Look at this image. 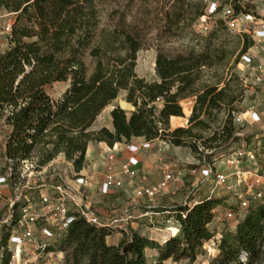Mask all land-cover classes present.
<instances>
[{
    "label": "trees",
    "instance_id": "16d2710c",
    "mask_svg": "<svg viewBox=\"0 0 264 264\" xmlns=\"http://www.w3.org/2000/svg\"><path fill=\"white\" fill-rule=\"evenodd\" d=\"M0 9L15 13L8 48L0 53V133L7 169L15 171L32 159L40 169L63 155L80 172L92 143L113 148L165 136L172 119L185 117L181 103L187 99H196L190 127L170 134L178 146L203 140L194 133L210 128L202 114L230 116L235 110L239 97L223 75H216L215 84L203 80L206 70L218 73L233 54L232 35L222 21L207 35L195 29L205 14L204 0H0ZM153 42L158 81L149 82L135 69L139 52ZM174 43L178 47L170 49ZM250 45L244 43L241 54ZM56 83H69L58 100L48 92ZM122 91L135 110L117 107L111 112L113 130H92ZM229 122L203 143L227 145L234 132ZM220 203L204 199L191 207L155 209L180 222L179 233L164 243L138 225L113 244L107 241L110 229L78 218L58 249L66 251V264H148L147 250L156 252V264L194 260L213 237L208 225ZM263 248L264 201L248 210L235 233L223 236L220 254L210 264H243V254L254 264Z\"/></svg>",
    "mask_w": 264,
    "mask_h": 264
},
{
    "label": "built area",
    "instance_id": "2783aa9c",
    "mask_svg": "<svg viewBox=\"0 0 264 264\" xmlns=\"http://www.w3.org/2000/svg\"><path fill=\"white\" fill-rule=\"evenodd\" d=\"M204 1L206 9L198 21L200 27L208 29L209 26L205 27L204 24L216 19L222 21L232 34L243 40L251 39L250 47L241 54L239 62L252 77L250 83L244 81V86L253 92L264 88V0L252 2L255 10L248 9L245 0ZM11 16H15V13L0 9V18ZM12 25V21L8 22L1 34L8 38ZM256 99L264 101L259 95ZM156 105L162 108L163 101L159 99ZM232 126V139L220 148L217 143L205 145L204 139L178 146L170 136L176 130L172 128L165 131V136L155 140L136 145L130 143L128 150L131 156L120 163L119 170L114 169L117 144L113 148L107 146L99 155V165L104 170L102 183L86 174L85 167L77 172L71 161L67 162L72 168L73 184L55 182L52 175L47 178L57 159L63 157L66 161L63 155L40 169L37 159L22 161L20 167H31L27 176L20 174L16 177L17 174L14 175L15 171L10 168L8 180L12 182V192L6 199L7 212L0 220V264L6 261L8 264H66V251L58 247L78 218H84L97 228L110 229L111 235L107 241L112 243L115 237H123L126 226H138L141 220L170 215L168 223L172 226L167 228L164 243L169 235L179 233L180 222L169 211L156 212L155 209L160 208L158 201L162 198L177 195L182 196L178 204L189 207L204 199L221 201L213 210V220L208 225L213 237L203 245L211 258H217L216 253L220 254L224 235L223 229L215 225L227 222L232 229H237L248 210L264 201V112L256 105L234 112ZM189 127L188 121L181 128ZM222 130L223 127L218 129L219 132ZM182 148L190 152V157L183 161L177 159V153ZM143 149L166 155V161L161 165L163 176L157 183L150 184L139 167L137 154ZM169 153L171 157L167 156ZM123 176L138 180V184L130 191ZM87 185H95L98 193L107 197H118L124 191L129 194L133 208H126L120 213L119 210L111 211L110 214L114 216H103L99 209L94 208V197L87 195L90 188ZM30 248L33 250L30 251Z\"/></svg>",
    "mask_w": 264,
    "mask_h": 264
},
{
    "label": "rangeland",
    "instance_id": "374dc122",
    "mask_svg": "<svg viewBox=\"0 0 264 264\" xmlns=\"http://www.w3.org/2000/svg\"><path fill=\"white\" fill-rule=\"evenodd\" d=\"M245 5L248 9L255 10L254 5H252V2L254 0H245ZM257 4L260 5L259 2ZM261 6V5H260ZM14 16L8 17V18H0V53H3L7 48H8V38L6 35H2L1 32L4 28V26L8 22H13ZM220 20L216 19H211L208 20V24H204L205 27L209 26L208 29L206 28H201L199 22L196 23L195 29L197 32H199L202 35H207L209 31L217 27V24L219 23ZM216 22V23H215ZM229 35H232V39L230 42L229 50L233 52L231 55L229 62L226 67L223 69H219L218 73H215V70H206L205 75L203 80L209 82L210 84H215L217 83L218 77L216 75H223V78L226 80V83L229 82L230 87L232 88V93L233 95H237L239 97L238 101L235 102L233 105L234 111L230 113V116L227 112H223L221 114H217L216 112H213L209 117H206L205 114H202L201 119L206 120L209 123V129H203V130H195V134L198 137H202L205 141H208L207 139L212 136V134L219 129L220 127H223L224 125H230V120L233 118L234 112H238L241 110H246L249 107L256 105L260 108L261 111L264 112V101L259 102L257 101L256 97L257 95L261 96L262 98L264 97V88H258L256 89V92H253L254 90H249L247 89L244 85V81H252V77L248 75L247 72L243 70V67L240 66V63H236V59L238 56L241 54L243 47H244V42L247 44H251V39L245 38L244 40L236 35L230 33ZM155 38L156 35H153ZM154 46L152 48H145L144 50L140 51L138 54V60H137V66H136V73L140 78H144L149 82L153 81H158V77L156 75L155 71V66H156V58H157V43L153 42ZM170 49L178 47V44L174 43L168 46ZM240 62V61H239ZM238 77L240 80V84H238ZM249 85V84H247ZM224 86V83L220 84V88ZM69 87V83H56L53 86L48 88L49 94L55 99L58 100L61 98L63 93L67 90ZM126 96L127 93L125 91H122L118 97L117 100H115L113 103H111L106 110L103 112V114L100 116L98 121L94 124L92 127V130L98 131L102 128V126H110V114L111 111L117 107L124 109L127 112H132L135 110L134 106L126 101ZM192 102V103H191ZM196 104V99L191 98L187 99L185 101H182L181 105L183 107V112L184 115L186 116L189 114L190 111L194 110V106ZM160 109V107H158ZM191 113V115H192ZM184 123L183 120H179L177 124ZM113 128V127H111ZM112 130V129H110ZM4 142H5V134L0 133V220L5 216L7 212V206H6V199L9 196V194L12 192V182L9 181L8 175L11 173L9 169H7V163L5 158L3 157V152H4ZM97 144V143H94ZM177 159H180L181 161L185 160L186 158L190 157V152L186 148H182L180 151L177 153ZM169 157L170 153L167 155ZM87 162L85 164V169L87 170ZM70 171H72V168L68 165L67 160L63 157L60 159H57V162L54 166L53 169H50L49 172L47 173V178L52 175L55 176V182L59 181L61 183H71L72 176L70 174ZM31 172V167H18L15 169V172H13L14 175L20 176L22 175H29ZM101 172V171H100ZM51 173V174H50ZM48 181V179L46 180ZM50 181H48L49 183ZM103 180L99 183H102ZM39 183V182H37ZM73 184V182L71 183ZM89 186V185H87ZM131 189L132 188H129ZM87 195H92L90 191L87 192ZM182 196L177 195V196H166L162 198L161 200L158 201L160 208L163 207H174L179 205L178 203L181 201ZM131 200L129 197V194L125 193L124 191L119 194L118 197H107L100 195L98 193V190L96 192V195L94 196V208L99 209L100 212L105 215H111L114 216L113 214H110L111 211L119 210L124 211L126 208H129L131 210L133 207L130 206ZM222 206V208H224ZM123 208V209H122ZM120 217V215H119ZM170 218V215H160V216H155L152 220H141L138 225H141L146 231H149L151 236L160 241L163 242V239L167 237V228H170L172 224L168 223V219ZM174 223V222H173ZM215 227H220L223 229V235L227 233H235L236 229H232L229 225V223L225 222L221 225H215ZM138 226H126L124 231H129L130 229H137ZM164 230V231H160ZM122 239L121 237H117L113 239V241L118 242ZM33 249L30 248V251ZM68 253V252H67ZM197 256L194 260H189V259H184L181 260L180 262H174L172 259L166 261L164 264H210L214 259L216 258H211L208 255V252L202 247L200 250L197 252ZM147 259H148V264H156L157 262V254L155 251L152 250H147L146 251ZM216 256L218 257L219 255L216 253ZM241 262L243 264H247L248 260L246 258V254H243L241 257ZM254 264H264V248L262 249V253L260 258L258 259L257 262Z\"/></svg>",
    "mask_w": 264,
    "mask_h": 264
},
{
    "label": "crops",
    "instance_id": "0c3cea01",
    "mask_svg": "<svg viewBox=\"0 0 264 264\" xmlns=\"http://www.w3.org/2000/svg\"><path fill=\"white\" fill-rule=\"evenodd\" d=\"M264 98V97H263ZM192 103V102H191ZM192 111L189 112L185 117L183 118H174L171 120V128L177 129L183 127L190 119ZM179 120H183L184 123L177 124ZM110 125L113 127L112 124V118L110 114ZM103 127V126H102ZM107 127V126H106ZM110 126L107 128L112 129ZM145 140H136L132 141L131 145H136L139 143L144 142ZM108 145L105 143H97V144H90L89 146V153L87 154V170H85V173L88 175H92L93 179L96 182H101L104 177V170L99 165V155L101 150L106 148ZM109 147V146H108ZM112 148V147H109ZM116 154H117V164L114 167L115 170L120 169V163L126 161L130 156L131 153L128 150V145L125 144H117L116 147ZM137 159L139 160V167L142 169V174L147 175L148 182L150 184L157 183L163 176L161 165L163 161H166V155H160L157 151L152 150H146L143 149L137 154ZM101 171V172H100ZM123 179L125 181L126 187L134 188L138 184V180H130L128 176H123ZM89 191L92 193L93 197L96 195L97 187L95 185L89 186ZM167 208V207H163ZM121 237V235L117 236ZM115 237V238H117ZM113 244H117L118 242L113 241Z\"/></svg>",
    "mask_w": 264,
    "mask_h": 264
}]
</instances>
